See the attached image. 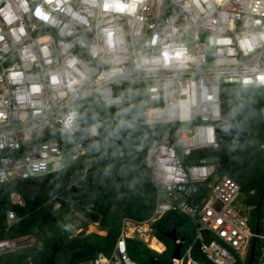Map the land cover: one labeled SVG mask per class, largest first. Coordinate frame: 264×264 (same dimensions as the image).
Segmentation results:
<instances>
[{
  "label": "built area",
  "instance_id": "obj_1",
  "mask_svg": "<svg viewBox=\"0 0 264 264\" xmlns=\"http://www.w3.org/2000/svg\"><path fill=\"white\" fill-rule=\"evenodd\" d=\"M116 3L134 7L120 11ZM262 77L264 0H0V184L45 177L85 157L80 105L86 99L96 95L103 106L118 107L143 93L145 125L168 127L146 155L155 210L143 223L124 219L112 254H99L93 264H139L128 254L127 239L136 238L128 231L141 224L152 229L172 211L196 224V241L211 264H248L257 240L255 264H264V219L263 230L254 232L240 185L219 175L220 158L208 155L220 148L223 87L264 89ZM46 133L62 140L35 139ZM97 135L91 127L90 136ZM20 199L12 201L23 205ZM17 221L9 211L7 223ZM147 237L141 240L148 248L166 251L154 233ZM153 238L163 252L151 247ZM25 239L33 240L0 242V256L24 247ZM192 250L183 245L177 264H201Z\"/></svg>",
  "mask_w": 264,
  "mask_h": 264
},
{
  "label": "trees",
  "instance_id": "obj_2",
  "mask_svg": "<svg viewBox=\"0 0 264 264\" xmlns=\"http://www.w3.org/2000/svg\"><path fill=\"white\" fill-rule=\"evenodd\" d=\"M145 95L138 93L130 105L107 108L93 95L80 106V135L87 154L76 161L68 160L57 173L0 184V242L32 237L35 243L0 256V264H48L56 248H61L55 264L94 263L99 254L110 256L120 238L123 220L148 221L154 213L157 190L146 165L147 150L160 139L166 126H146ZM222 120L217 124L220 148L210 152L220 158L217 173L234 179L251 208L250 226L254 232L263 230L264 219V89L227 85L222 89ZM98 135L90 136L91 127ZM40 143L62 140L60 134L46 133L35 138ZM29 149L24 148V153ZM203 152L193 157L200 158ZM207 188L195 196L206 195ZM18 193L24 204H15L12 195ZM263 200V206L258 203ZM61 210L54 209V202ZM73 209L99 223L105 236L76 234L72 222L66 220ZM89 209V210H88ZM15 211L18 221L9 225L7 213ZM176 227L177 238L185 239L184 249L193 245L192 256L201 264H211L196 241V224L184 213L172 211L152 225L154 235L167 247L162 254L148 248L139 238L127 239L129 256L139 264H153L158 259L170 264L175 251L167 236ZM207 241L211 233H204ZM261 243L257 240L256 259ZM257 261V260H256Z\"/></svg>",
  "mask_w": 264,
  "mask_h": 264
},
{
  "label": "rangeland",
  "instance_id": "obj_3",
  "mask_svg": "<svg viewBox=\"0 0 264 264\" xmlns=\"http://www.w3.org/2000/svg\"><path fill=\"white\" fill-rule=\"evenodd\" d=\"M107 108H110V107H107ZM186 126H188V125H184V126L183 125H179V126H177V128H181V127L184 128ZM167 128L168 127H166V129ZM186 161L189 164L196 162V161H191L189 158H187ZM165 195H166L165 191H163V196H165ZM12 199H13V201L15 203H18L19 199H20V196L13 194ZM20 201L22 202L21 199H20ZM54 209L55 210H61V204L59 202L55 201L54 202ZM66 220H68V221L73 223L74 228L76 229L75 236L78 235V234H81V233H83L85 235L96 234V235H99V236H105V234H106V231L102 230V227L100 226L99 223H94L92 220L87 219L86 217H84V215L82 213H78L77 211H75L73 209H71L70 212L67 214ZM144 225L148 227V231H146V232H144V227H145ZM92 226L95 227L96 230H92V228H91ZM134 228H135L134 232L130 236H133V237H136V238H139V239H142V240H146L147 241V239H148L147 236L149 234L150 235L153 234L151 226L150 225L148 226V224L136 225ZM103 232H105V234H102ZM29 238H32V237H29ZM25 241H27V242L24 243V247H22V248H27L29 246H32L35 243L34 239L32 241H29V239H25ZM159 241H161V240H159ZM82 264H91V263H82Z\"/></svg>",
  "mask_w": 264,
  "mask_h": 264
},
{
  "label": "water",
  "instance_id": "obj_4",
  "mask_svg": "<svg viewBox=\"0 0 264 264\" xmlns=\"http://www.w3.org/2000/svg\"><path fill=\"white\" fill-rule=\"evenodd\" d=\"M263 206V200H260V202L258 203V208H261ZM105 233V232H104ZM257 233H260V229H257ZM107 235V232L106 234ZM175 244V251L173 253L172 256V260L170 264H177L178 259L180 257V253L182 251V247L185 243V239H178L177 238V230L176 227H174L172 229V231L167 235ZM61 250V248H56L51 259L49 260L48 264H55V258L57 253ZM256 252H257V242L254 241L253 245H252V250H251V254H250V258L248 261V264H255L256 262ZM80 253H76L75 255H73L70 264H74L76 260H78L80 258ZM154 264H162L159 260H155Z\"/></svg>",
  "mask_w": 264,
  "mask_h": 264
},
{
  "label": "clouds",
  "instance_id": "obj_5",
  "mask_svg": "<svg viewBox=\"0 0 264 264\" xmlns=\"http://www.w3.org/2000/svg\"><path fill=\"white\" fill-rule=\"evenodd\" d=\"M109 6H110L109 4L104 5L105 8H108ZM111 6L114 7L116 10H120V11L124 10L125 8H127L128 11H132V9L134 7V5H131V4L125 5L122 3H116V4H113ZM36 15H38V16L41 15L39 8H37V10H36ZM4 18L8 22H10V20L12 19V17H10L8 14H6ZM45 18H47V17L45 16ZM177 55H179V53H177ZM262 79H264V77H262Z\"/></svg>",
  "mask_w": 264,
  "mask_h": 264
},
{
  "label": "bare ground",
  "instance_id": "obj_6",
  "mask_svg": "<svg viewBox=\"0 0 264 264\" xmlns=\"http://www.w3.org/2000/svg\"><path fill=\"white\" fill-rule=\"evenodd\" d=\"M91 228H92V230H96V228L93 227V226ZM146 231H148V227L147 226L144 227V232H146ZM132 233H133V229L129 230V232H128L129 236L132 235ZM102 234H105V233L103 232ZM150 245H151L152 248H154L155 250H157L159 252H163V250H164V246L162 244H160L155 238H153L150 241Z\"/></svg>",
  "mask_w": 264,
  "mask_h": 264
},
{
  "label": "crops",
  "instance_id": "obj_7",
  "mask_svg": "<svg viewBox=\"0 0 264 264\" xmlns=\"http://www.w3.org/2000/svg\"><path fill=\"white\" fill-rule=\"evenodd\" d=\"M261 89H263V88H261ZM147 165V164H146ZM149 169V168H148ZM150 170V169H149ZM14 195H18V196H20L18 193H15ZM158 239V238H157ZM159 241V240H158ZM160 242H162V241H160ZM158 253V252H157ZM160 254H162V253H160ZM156 260H158V259H156ZM154 261L155 260H153V264H154Z\"/></svg>",
  "mask_w": 264,
  "mask_h": 264
}]
</instances>
